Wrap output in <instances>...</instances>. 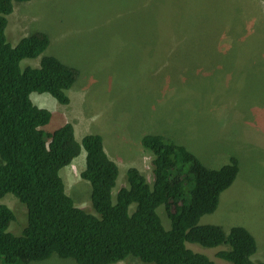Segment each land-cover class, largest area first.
<instances>
[{
  "label": "rangeland",
  "instance_id": "374dc122",
  "mask_svg": "<svg viewBox=\"0 0 264 264\" xmlns=\"http://www.w3.org/2000/svg\"><path fill=\"white\" fill-rule=\"evenodd\" d=\"M190 1L16 2L8 16L6 36L12 46L35 34L50 38L47 50L38 58L24 59L22 69L40 68L44 56H53L77 71L76 82L67 92L71 100L68 110L47 93H34L31 98L53 114L48 131L71 123L79 142L89 134L103 137L107 154L120 168L114 202L119 189L127 184L129 168L146 164V179L154 183L149 151L139 142L142 134L163 135L185 145L211 169L236 158L240 167L237 179L222 193L217 209L204 215L199 225H218L227 234L234 226L247 228L258 244L252 259L264 263V0H210L208 17L202 19L206 27L194 32L219 47L210 49L212 54L223 51L232 56L219 62L232 67H154L158 61L150 62L149 67L150 45L143 40V47L136 49L134 31L141 38L153 30L178 35V24L193 29L196 16L204 13H190L180 6ZM238 50L241 53L234 57ZM70 166L60 172L66 194L77 207L95 214L91 184L81 177L85 152ZM3 204L18 219L10 232L20 235L27 225L25 205L12 194L0 200ZM134 209L135 205L130 206L131 212ZM158 214L165 229H171L165 206L158 208ZM186 245L217 264H230L218 256L228 245ZM30 264L77 263L54 255Z\"/></svg>",
  "mask_w": 264,
  "mask_h": 264
},
{
  "label": "trees",
  "instance_id": "16d2710c",
  "mask_svg": "<svg viewBox=\"0 0 264 264\" xmlns=\"http://www.w3.org/2000/svg\"><path fill=\"white\" fill-rule=\"evenodd\" d=\"M29 1L0 0V200L12 194L27 212V225L15 235L10 227L18 221L17 216L7 205H0V264H30L54 255L77 264L134 260L144 264H217L187 248V242L206 248L228 245V250L218 254L222 260L257 264L252 257L258 244L247 228L234 226L227 234L218 225H199L204 215L217 209L222 193L237 179L240 167L236 158L211 169L185 145L163 135L142 134L139 142L154 157V183L137 168H130L127 184L119 189L114 202L120 171L107 154L103 137L89 134L79 142L70 123L54 132L45 130L52 113L35 105L32 94L47 93L68 106L67 92L76 82L77 71L53 56H44L40 68H21L24 59L38 58L50 45L47 34L24 38L18 46L7 40L14 3ZM208 3L210 0H191L180 5L190 13L198 10L204 14L196 16L193 29L178 24V35L153 30L138 38L140 33L134 31L136 49L143 47V40L150 45L146 49L149 67L153 61H158L154 67H232L231 63L219 65L232 56L223 51L212 54L210 49L219 47L194 33L206 27L202 19L208 17ZM240 53L238 50L234 57ZM82 150L86 168L81 177L91 184L95 214L74 204L60 175ZM161 206L171 221L169 230L158 214Z\"/></svg>",
  "mask_w": 264,
  "mask_h": 264
},
{
  "label": "clouds",
  "instance_id": "9594fccd",
  "mask_svg": "<svg viewBox=\"0 0 264 264\" xmlns=\"http://www.w3.org/2000/svg\"><path fill=\"white\" fill-rule=\"evenodd\" d=\"M52 119H53V114H52ZM51 122H52V120H51ZM51 124V123H50ZM68 124V123H67ZM71 124V123H70ZM73 125V124H72ZM73 127H74V131L76 130V126L75 125H73ZM45 130L46 131H48L47 130V127L45 128ZM48 132H52V131H48ZM75 136H76V132H75ZM76 139H77V137H76ZM82 151H84L85 152V150H82ZM82 153V152H81ZM86 154V153H85ZM149 154H150V152H149ZM81 155V154H80ZM79 158V157H78ZM150 159H151V169H152V173H153V169H154V166H153V164H152V159L154 158L153 157V155L152 154H150V157H149ZM77 160V158L72 162V164H71V166L73 165V163L75 162ZM70 166V167H71ZM143 166V169L141 170V169H139V168H137L144 176H145V172H146V170H147V168H148V166L145 164V165H142ZM67 167V166H66ZM119 167V166H118ZM132 168H135V167H132ZM63 169V168H62ZM130 169V168H129ZM128 169V170H129ZM127 170V171H128ZM119 171H120V169H119ZM83 172V171H82ZM127 174V173H126ZM120 175V174H119ZM146 177V176H145ZM154 178H155V176H154Z\"/></svg>",
  "mask_w": 264,
  "mask_h": 264
},
{
  "label": "crops",
  "instance_id": "0c3cea01",
  "mask_svg": "<svg viewBox=\"0 0 264 264\" xmlns=\"http://www.w3.org/2000/svg\"><path fill=\"white\" fill-rule=\"evenodd\" d=\"M78 102H80V100H78ZM57 106H59V105H57ZM71 107V103L68 105V107H67V110H68V108H70ZM58 108V107H57ZM75 132H76V130H75ZM77 134V133H76ZM120 169V168H119ZM139 169H143V166H142V163H140V165H139Z\"/></svg>",
  "mask_w": 264,
  "mask_h": 264
},
{
  "label": "bare ground",
  "instance_id": "6f19581e",
  "mask_svg": "<svg viewBox=\"0 0 264 264\" xmlns=\"http://www.w3.org/2000/svg\"><path fill=\"white\" fill-rule=\"evenodd\" d=\"M53 105V104H52ZM54 108V107H53ZM87 131V130H86ZM122 163V162H121ZM188 248V247H187Z\"/></svg>",
  "mask_w": 264,
  "mask_h": 264
}]
</instances>
